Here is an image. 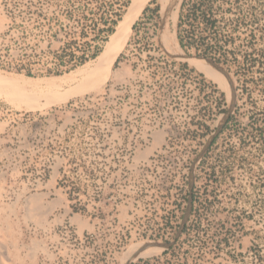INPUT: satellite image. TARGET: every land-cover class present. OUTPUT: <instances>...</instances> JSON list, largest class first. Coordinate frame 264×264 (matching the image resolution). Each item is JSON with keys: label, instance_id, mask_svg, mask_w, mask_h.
Wrapping results in <instances>:
<instances>
[{"label": "rangeland", "instance_id": "rangeland-1", "mask_svg": "<svg viewBox=\"0 0 264 264\" xmlns=\"http://www.w3.org/2000/svg\"><path fill=\"white\" fill-rule=\"evenodd\" d=\"M130 2L0 0V87H14L0 90V260L264 264V0L167 13L179 50L222 64L230 92L165 49L160 0L97 86ZM144 241L173 243L133 256Z\"/></svg>", "mask_w": 264, "mask_h": 264}, {"label": "bare ground", "instance_id": "bare-ground-1", "mask_svg": "<svg viewBox=\"0 0 264 264\" xmlns=\"http://www.w3.org/2000/svg\"><path fill=\"white\" fill-rule=\"evenodd\" d=\"M147 0H131L128 8H127V11L124 13V15L122 16V18L117 22L116 24V28H115V31L113 33H111L110 35V39L109 41L107 42V46H106V49L105 50H102V52L100 54H98L99 56L97 57V60H99V62H101L102 64V73L97 75V78L95 79L96 80V85L97 86H100L102 83H103V80L105 79V77L109 74V69H110V66L113 64L115 58L117 57V54L122 50V48L124 47L125 45V42L128 38V35L130 33V28H131V25L133 23V21L135 20V18L138 16V14L140 13L141 11V8L143 7V5L145 4ZM161 1V4H162V21H161V28L162 29V40L161 37L159 38V41L163 43L165 49L169 52H174L173 54H177V55H180L181 54V51L179 50L178 46H177V43H176V40L174 39L173 35H172V32L170 31V27H169V20L167 18V13H166V9L169 8L171 6V2L172 0H160ZM180 0L177 1V3L175 4V6H173L172 8H170V11L169 13L172 15L173 18L176 17V8H178L177 4ZM169 16V15H168ZM175 20V19H174ZM2 24H0L1 26ZM106 45V44H105ZM104 45V46H105ZM188 62H191L192 64H195L199 69L200 68H211V70H208V69H205V71L217 78V79H220V81L224 80V82L226 83L227 85V88L229 89V92L231 90V85L229 83V81L227 80V78H225V76H223V74L219 73L218 69L215 68L214 66L210 65V64H207V63H204L203 61H200V60H197V59H187ZM98 62V61H97ZM86 63V62H85ZM94 64V63H93ZM96 65V64H95ZM99 67L101 66H98L96 68L99 69ZM95 68V67H94ZM94 70V69H93ZM79 72V71H78ZM81 73V72H79ZM66 74V73H65ZM85 74V73H83ZM90 74V73H88ZM1 75V74H0ZM87 75V74H86ZM11 76V75H10ZM15 76V75H14ZM67 76V75H66ZM89 76L91 75H88L87 76V79L89 78ZM1 77V76H0ZM3 77V75H2ZM52 77V76H51ZM83 77H86L85 75ZM22 78V77H21ZM58 78V77H57ZM70 78V77H69ZM14 79V78H13ZM37 79V78H36ZM40 79V77H39ZM43 80H45L47 83H53V81H55V77L53 78H42ZM72 79V78H71ZM5 80V78L3 79L2 78V81ZM15 80V79H14ZM75 80V79H74ZM81 80V79H80ZM85 80V79H84ZM38 81V80H37ZM59 81V80H58ZM8 82V81H7ZM26 82L27 83H31L33 81H31L30 78H27L26 79ZM92 82H93V79H92ZM224 83V85H225ZM20 85V84H19ZM35 85V84H34ZM95 85V86H96ZM10 86L9 85V82H8V85L5 84V81L4 83L2 82V87H0V90L3 91L4 93L6 94H11V92L14 90V87L12 88V90H10ZM48 86V85H47ZM17 88V87H16ZM98 89V88H97ZM88 90V89H87ZM0 91V92H1ZM18 91V90H17ZM50 91V90H49ZM20 92V91H19ZM24 92V91H23ZM22 92V93H23ZM32 92V91H31ZM3 93V94H4ZM14 93V92H12ZM52 93V92H51ZM25 95V93H23ZM28 94V93H27ZM32 94V93H31ZM5 95V94H4ZM12 95V94H11ZM14 95V94H13ZM12 95V96H13ZM19 95V94H18ZM17 95V96H18ZM21 96V94H20ZM23 97V96H22ZM21 97V98H22ZM26 97V96H25ZM60 97V96H59ZM233 97V93L231 94L230 96V100L232 99ZM17 98V97H15ZM34 98V97H33ZM23 99V98H22ZM27 99V98H26ZM24 100V99H23ZM18 101V100H17ZM34 101V100H33ZM35 102V101H34ZM33 102V103H34ZM38 105V104H37ZM18 106V105H17ZM39 106V105H38ZM42 106V105H41ZM29 107V106H28ZM32 107V106H31ZM37 107V106H35ZM1 188V187H0ZM7 242V241H6ZM151 242V241H149ZM1 243V242H0ZM13 243V242H12ZM148 241H144V242H140V243H137L139 244V250L145 245L147 244ZM5 247V246H4ZM4 247L2 245H0V255H2L4 253ZM153 249H163V247H159V246H153V247H150L141 251L138 256H141L142 254L144 253H147L148 251L150 252L151 250ZM138 250V251H139ZM136 253V252H135ZM135 253L133 254V256L135 255ZM132 256V257H133ZM137 256V255H136ZM3 258V257H2ZM130 259V258H129ZM4 261H1L0 260V264H3ZM5 263V262H4Z\"/></svg>", "mask_w": 264, "mask_h": 264}, {"label": "water", "instance_id": "water-1", "mask_svg": "<svg viewBox=\"0 0 264 264\" xmlns=\"http://www.w3.org/2000/svg\"><path fill=\"white\" fill-rule=\"evenodd\" d=\"M178 0H172L171 2V6L169 8L166 9V13H168L170 11V8H172L173 6H175V4L177 3ZM172 56L174 57H178L180 59H197V60H200V61H203L204 63H207V64H210L212 66H214L215 68H217L226 78H229L231 84L233 83L228 71L222 66V64H220L217 60L209 57V56H206V55H201V54H189V53H185V52H182L181 51V54L180 55H177V54H172ZM234 86H233V97L231 99V105L233 104V99H234ZM227 119V114L224 118V120ZM218 130L217 129L213 135L217 134L218 133ZM209 143V142H208ZM189 187H191V182H189ZM191 201H192V198H191V195H189L188 197V204H187V208L185 210V213H184V216H183V223L185 222L188 214H189V211L191 209ZM182 228V226H181ZM181 228L179 230V232L181 231ZM178 232V233H179ZM173 241H170V242H157V241H151V242H148L147 244H145L139 251H137L135 253V255H138L141 251L149 248L150 247H153V246H159V247H163V248H169L171 245H172Z\"/></svg>", "mask_w": 264, "mask_h": 264}, {"label": "trees", "instance_id": "trees-1", "mask_svg": "<svg viewBox=\"0 0 264 264\" xmlns=\"http://www.w3.org/2000/svg\"><path fill=\"white\" fill-rule=\"evenodd\" d=\"M120 15H121L120 13L117 14L118 18H120ZM117 21H118V19H112V20H111L112 26H110V27L107 28V31H108L109 33H113L114 25L117 24ZM98 52H99V50H96L94 53L91 54V57H95V56L98 54ZM79 59H80V61L84 60V59H85V58H84V55L79 56Z\"/></svg>", "mask_w": 264, "mask_h": 264}]
</instances>
